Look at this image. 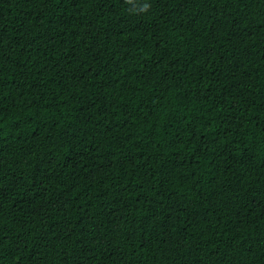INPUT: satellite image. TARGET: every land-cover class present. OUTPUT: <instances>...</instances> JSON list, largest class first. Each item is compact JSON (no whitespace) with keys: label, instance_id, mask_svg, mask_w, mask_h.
<instances>
[{"label":"trees","instance_id":"1","mask_svg":"<svg viewBox=\"0 0 264 264\" xmlns=\"http://www.w3.org/2000/svg\"><path fill=\"white\" fill-rule=\"evenodd\" d=\"M0 264H264V0H0Z\"/></svg>","mask_w":264,"mask_h":264},{"label":"clouds","instance_id":"2","mask_svg":"<svg viewBox=\"0 0 264 264\" xmlns=\"http://www.w3.org/2000/svg\"><path fill=\"white\" fill-rule=\"evenodd\" d=\"M128 3H134V0H127ZM151 8V4L144 2L138 5L137 10L141 13H147Z\"/></svg>","mask_w":264,"mask_h":264}]
</instances>
